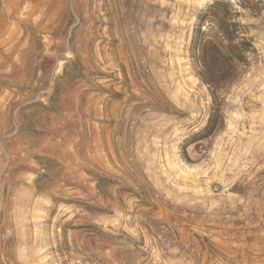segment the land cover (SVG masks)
<instances>
[{
    "label": "rangeland",
    "instance_id": "374dc122",
    "mask_svg": "<svg viewBox=\"0 0 264 264\" xmlns=\"http://www.w3.org/2000/svg\"><path fill=\"white\" fill-rule=\"evenodd\" d=\"M214 1L0 0V264H264V0L217 103Z\"/></svg>",
    "mask_w": 264,
    "mask_h": 264
},
{
    "label": "trees",
    "instance_id": "16d2710c",
    "mask_svg": "<svg viewBox=\"0 0 264 264\" xmlns=\"http://www.w3.org/2000/svg\"><path fill=\"white\" fill-rule=\"evenodd\" d=\"M239 14V9L232 8L231 3L215 0L202 14L196 28L192 57L199 78L209 87L216 103L239 78L240 66L247 63L246 54L254 48L245 27L238 21ZM213 111L207 127L209 132L220 117L219 105Z\"/></svg>",
    "mask_w": 264,
    "mask_h": 264
}]
</instances>
